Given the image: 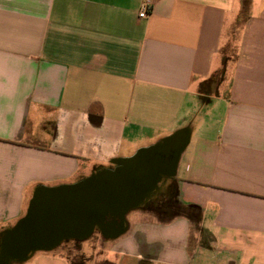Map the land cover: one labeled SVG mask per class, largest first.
Returning a JSON list of instances; mask_svg holds the SVG:
<instances>
[{
	"label": "crops",
	"instance_id": "obj_1",
	"mask_svg": "<svg viewBox=\"0 0 264 264\" xmlns=\"http://www.w3.org/2000/svg\"><path fill=\"white\" fill-rule=\"evenodd\" d=\"M180 131L166 184L80 241L86 264H264V0H0V232L37 185ZM73 246L10 264H70Z\"/></svg>",
	"mask_w": 264,
	"mask_h": 264
},
{
	"label": "water",
	"instance_id": "obj_2",
	"mask_svg": "<svg viewBox=\"0 0 264 264\" xmlns=\"http://www.w3.org/2000/svg\"><path fill=\"white\" fill-rule=\"evenodd\" d=\"M186 132L164 145L143 150L72 184L35 191L27 215L6 231L0 243V264L22 261L34 250L52 248L63 239H84L94 228L106 238L125 226L123 215L153 197L167 182Z\"/></svg>",
	"mask_w": 264,
	"mask_h": 264
},
{
	"label": "trees",
	"instance_id": "obj_3",
	"mask_svg": "<svg viewBox=\"0 0 264 264\" xmlns=\"http://www.w3.org/2000/svg\"><path fill=\"white\" fill-rule=\"evenodd\" d=\"M217 80H218V74L216 73V74L211 75L208 79H206V80H204L203 82H201V83H200V86H199V90H200V92H204V93L209 92V93H210V92L212 91V89L215 88V86H216V84H217ZM116 166H117V163L114 164V165H110V166H108V167H106V168H107V169H113V168H115ZM102 168H105V167H101V166H99V167L94 168V169L92 170V172H91L88 176L92 175L93 173H95L96 171H98L99 169H102ZM88 176H86V177H88ZM86 177H82V178L79 179L78 181H81L82 179H85ZM61 185H64V184H61ZM61 185H58V186H61ZM42 187H44V188L46 187V188H47V186H43V185H37V186L34 188L25 215H24L23 217H21L20 219H18L17 222H16L13 226H11V227H9V228H7V229H5V230H2V232H0V243H1V238H2V236H3V234H4V232H6V231L12 229L15 225H17V223H19V222H20V221H21V220L27 215V213H28V211H29V207H30L31 201H32L33 198H34L35 191H36L38 188H42ZM53 187H54V186H53ZM162 205H168V206L172 205V198H171V196L164 197V198H163V201H162ZM176 211H177V213H180V210L176 209ZM124 223H125V222H124ZM100 234H101V233H100ZM89 235H90V234H89ZM101 235H102V234H101ZM87 237H88V236H87ZM87 237H86V238H87ZM102 237L106 238V237L103 236V235H102ZM86 238H84V239H86ZM82 240H83V239L67 238V239H63L61 243H65V242H68V241H73V242H74V246H73V247H74L75 250L78 252L79 249H80V248H79V242L82 241ZM80 256H81L82 258L84 257V255H83L82 253H80ZM67 258L69 259L70 264H75V262H73V261L70 259V254H68V253H67Z\"/></svg>",
	"mask_w": 264,
	"mask_h": 264
},
{
	"label": "rangeland",
	"instance_id": "obj_4",
	"mask_svg": "<svg viewBox=\"0 0 264 264\" xmlns=\"http://www.w3.org/2000/svg\"><path fill=\"white\" fill-rule=\"evenodd\" d=\"M94 236V235H93ZM62 242V241H61ZM83 248H84V251H89L90 248L88 246V243H84L83 245ZM64 253L66 255V245H65V248H64ZM80 251H76L74 247H71L68 249V254H70V259L75 262V264H86V257H81L80 256ZM12 264V263H11Z\"/></svg>",
	"mask_w": 264,
	"mask_h": 264
},
{
	"label": "built area",
	"instance_id": "obj_5",
	"mask_svg": "<svg viewBox=\"0 0 264 264\" xmlns=\"http://www.w3.org/2000/svg\"><path fill=\"white\" fill-rule=\"evenodd\" d=\"M147 11H148V6H147V4H144V6L141 8L140 12L138 13L139 17L145 16Z\"/></svg>",
	"mask_w": 264,
	"mask_h": 264
}]
</instances>
